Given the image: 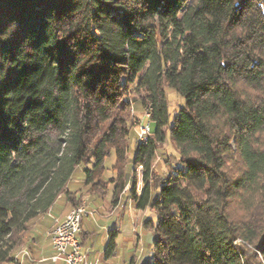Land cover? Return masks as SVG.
Segmentation results:
<instances>
[{
  "label": "trees",
  "instance_id": "obj_1",
  "mask_svg": "<svg viewBox=\"0 0 264 264\" xmlns=\"http://www.w3.org/2000/svg\"><path fill=\"white\" fill-rule=\"evenodd\" d=\"M135 101L152 127L131 158ZM128 183L153 212L141 264H264V0H0V264L60 196L113 184L115 206Z\"/></svg>",
  "mask_w": 264,
  "mask_h": 264
},
{
  "label": "rangeland",
  "instance_id": "obj_2",
  "mask_svg": "<svg viewBox=\"0 0 264 264\" xmlns=\"http://www.w3.org/2000/svg\"><path fill=\"white\" fill-rule=\"evenodd\" d=\"M166 94L171 112V121H173L174 116L179 106L183 104L184 99L173 89H170L168 87L166 88ZM130 114H131L132 123H134V127L132 128L131 140H130L131 142L130 157L132 158L136 147V143L139 140L138 131L140 130L141 126H146L148 124L150 125V119H149L150 117L146 109L143 108L138 101L137 102L135 101V103L133 104V107L130 110ZM150 132L148 133L149 135ZM178 157H179L178 152L174 149V147L171 145L168 139L165 142L159 143L156 158L153 163L154 171L156 173L161 174L162 177H165L171 171L172 166L178 161ZM131 158H129L130 162L132 160ZM113 162H114L113 157L108 160L109 167H111ZM241 164L242 163L240 159L236 156L235 160L232 163H230V168L232 171H236L241 167ZM136 173H137V192L140 193L142 192L144 186L142 168L139 167ZM113 176H115V172L110 170L105 175V178H110ZM130 187L131 184L128 183L124 189V192L121 195L120 202L115 206L112 204L113 184H110L109 190L106 194L104 195L89 194L85 196L78 205L73 206L72 209L79 206L85 207L87 214L83 217V219L96 217L97 214L98 216L100 215L103 217L112 214L111 215L113 216L112 221H116L118 223L114 227L118 228L120 231L118 242L120 243V245H122L121 246L122 250L124 247L126 250L130 251L129 255L127 256L129 259V264H141L149 253L150 254L153 253V248L151 244L153 242L152 231L151 229H146L144 227V220L148 217H151L153 215V212L150 210H138L135 208L134 202L130 198V189H129ZM91 200L92 201L97 200L99 206L92 207V204L90 203ZM64 218H55V224L50 234L51 244L55 251V255L57 254V251L53 245L52 232L54 231L55 227L58 225V222L62 221ZM83 219L81 222V234H80V240L83 246V252L85 253L88 261L92 263L97 262V264H99L100 263L99 259L93 260L89 258L88 251L84 245L85 240L82 237ZM26 252L28 253L26 255H30L29 250H23V253ZM121 256H123V252ZM121 256L119 257L120 261H122ZM53 257L52 260L54 262H60L61 264H64L63 261L54 260Z\"/></svg>",
  "mask_w": 264,
  "mask_h": 264
},
{
  "label": "crops",
  "instance_id": "obj_3",
  "mask_svg": "<svg viewBox=\"0 0 264 264\" xmlns=\"http://www.w3.org/2000/svg\"><path fill=\"white\" fill-rule=\"evenodd\" d=\"M135 151V150H134ZM93 206H99L97 200H91ZM72 209V205L67 201L65 196H60L53 207L46 213L33 219L30 223L29 230L24 235V242L21 246L13 251V261L6 264H61L54 262L52 257L55 251L51 244L50 234L55 224V218H64ZM112 214L108 216H98L85 218L82 223V237L84 245L88 251L90 259H99V264H129V250H126L118 242L119 250L112 257H105V249L110 239V231L118 223L113 220ZM115 219V218H114ZM23 250H29L30 255L23 253ZM123 252V256H121ZM121 256L122 261L119 257ZM148 254L146 258H151Z\"/></svg>",
  "mask_w": 264,
  "mask_h": 264
},
{
  "label": "built area",
  "instance_id": "obj_4",
  "mask_svg": "<svg viewBox=\"0 0 264 264\" xmlns=\"http://www.w3.org/2000/svg\"><path fill=\"white\" fill-rule=\"evenodd\" d=\"M145 131H151L150 125L141 126L138 131L139 140L144 141ZM76 217H69L63 227H55L56 237L59 239V246H54L57 254L54 260H61L64 264H97L88 261L85 253H79L78 239L81 234V222L87 214L85 207H76ZM64 242L73 243V250H65Z\"/></svg>",
  "mask_w": 264,
  "mask_h": 264
},
{
  "label": "bare ground",
  "instance_id": "obj_5",
  "mask_svg": "<svg viewBox=\"0 0 264 264\" xmlns=\"http://www.w3.org/2000/svg\"><path fill=\"white\" fill-rule=\"evenodd\" d=\"M150 131H145V135H144V141L147 140ZM151 135V134H150ZM82 207V206H79ZM73 209H76L73 208ZM71 210L70 213L60 222H58V225L56 227H63L64 223H66V221L69 219V217H76V210ZM56 237V230L54 229V231L52 232V239H53V245L54 246H59V239L55 238ZM78 246H79V253H84L83 252V246L81 243V240L78 239ZM64 249L65 250H73V243L71 242H64ZM25 254H28L27 252Z\"/></svg>",
  "mask_w": 264,
  "mask_h": 264
}]
</instances>
